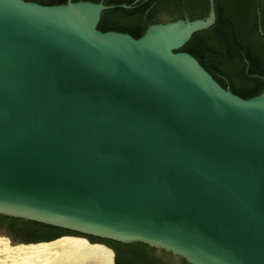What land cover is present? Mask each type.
<instances>
[{"label":"water","instance_id":"obj_1","mask_svg":"<svg viewBox=\"0 0 264 264\" xmlns=\"http://www.w3.org/2000/svg\"><path fill=\"white\" fill-rule=\"evenodd\" d=\"M104 2L0 0V215L24 221L0 243L53 241L37 223L164 264H264V92L181 52L215 0L194 20L171 1L138 39L98 29Z\"/></svg>","mask_w":264,"mask_h":264},{"label":"trees","instance_id":"obj_2","mask_svg":"<svg viewBox=\"0 0 264 264\" xmlns=\"http://www.w3.org/2000/svg\"><path fill=\"white\" fill-rule=\"evenodd\" d=\"M42 5H62L68 0H25ZM100 3L102 0H73ZM105 0L107 6H117L104 12L98 29L102 32L116 31L132 35L138 39L143 36L149 25L160 23L156 18L159 8L176 0ZM196 8L187 3L190 19L208 15V2ZM217 22L209 30L197 33L181 49L195 57L200 64L225 89L243 99H249L264 92V3L262 0H216ZM121 5L132 6L130 10ZM205 5V6H204ZM153 7V8H152ZM190 7H192L190 9ZM152 8V9H151ZM183 2L179 3L177 14L183 18ZM182 10V11H181ZM200 11V12H198ZM135 22L127 26V21ZM262 30V32L260 31ZM14 223L24 222L19 219L3 217ZM31 223V222H30ZM38 226H44L33 223ZM48 227V226H44ZM91 242H100L107 246L134 247L131 258L126 264H164L148 260L145 253L155 250L144 244L124 245L121 243L88 237ZM185 264H188L184 260ZM115 264H121L117 258Z\"/></svg>","mask_w":264,"mask_h":264},{"label":"bare ground","instance_id":"obj_3","mask_svg":"<svg viewBox=\"0 0 264 264\" xmlns=\"http://www.w3.org/2000/svg\"><path fill=\"white\" fill-rule=\"evenodd\" d=\"M0 264H114V252L95 242L64 236L33 246L0 243Z\"/></svg>","mask_w":264,"mask_h":264},{"label":"flooded vegetation","instance_id":"obj_4","mask_svg":"<svg viewBox=\"0 0 264 264\" xmlns=\"http://www.w3.org/2000/svg\"><path fill=\"white\" fill-rule=\"evenodd\" d=\"M176 1L177 2L179 1V3L181 5H182V2H183V8H182L183 9V17H184V14L187 13V15L189 16V18H190V15H189L188 10L186 8L187 3L193 5L194 7H195V5H197L195 7L196 9H198L200 6H203V4H206L205 3V0H176ZM207 2H208V12H209V2H210V0H207ZM215 6H216V3H215ZM190 8H192V7H190ZM198 12H200V11H198ZM175 18H180V15L177 14V16ZM159 21L162 22L161 20H159ZM133 24H135V22H132L130 20L126 22V25L127 26H131ZM3 221H6V220H0V230L2 229V226L4 224L7 225V223H9L8 220L6 222H3ZM45 228H48L49 230H51V232L46 237L48 239H52V240H54L56 238H59V237H61L63 235H66V234H73V233H70V232H67V231H63V230H59V229H55V228H51V227H45ZM110 248L115 252V258H117L118 262H120L121 264H126V262L128 261V259L131 258V255H132L131 254V251L133 250L134 247L111 246ZM157 251L158 250H154V251L153 250H148V252L145 253L146 258L148 260L150 259L153 262L158 261L159 259L156 257V252Z\"/></svg>","mask_w":264,"mask_h":264}]
</instances>
